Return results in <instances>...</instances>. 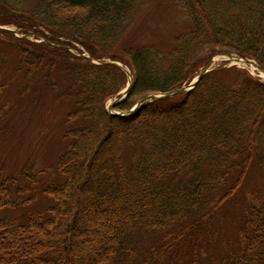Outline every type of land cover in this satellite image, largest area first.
<instances>
[{"label": "trees", "instance_id": "obj_1", "mask_svg": "<svg viewBox=\"0 0 264 264\" xmlns=\"http://www.w3.org/2000/svg\"><path fill=\"white\" fill-rule=\"evenodd\" d=\"M136 1L0 0V24L47 39L0 28L6 34H0V67L10 40L27 42L35 51L30 57L28 47L17 45L14 65L28 64L22 90L38 97L48 88L55 99H71L63 121L77 120L65 128L70 142L55 157L63 178L42 187L51 197L44 212L0 215V264H165L157 259L182 241L200 249L185 264H264L258 196L219 254H207V240L195 239L249 166L264 173V81L244 67L216 65L188 89L114 115L104 102L123 87L124 72L68 50L76 42L93 57L128 67L127 92L112 104L126 110L145 93L186 84L204 63L198 53L206 46L250 57L264 69V0H174L190 26L168 46L117 47ZM227 71L231 76H222ZM11 186L25 190L13 175L0 177V208L18 204ZM153 233L142 251L140 236Z\"/></svg>", "mask_w": 264, "mask_h": 264}, {"label": "rangeland", "instance_id": "obj_2", "mask_svg": "<svg viewBox=\"0 0 264 264\" xmlns=\"http://www.w3.org/2000/svg\"><path fill=\"white\" fill-rule=\"evenodd\" d=\"M189 26L188 18L174 0H137L128 18L126 29L116 44L117 47L142 44L166 47L173 34L184 31ZM0 28L9 30L13 36H25L36 42L41 39L35 33L23 29L22 26L17 27L11 23L0 24ZM43 31L47 32L45 29ZM0 34L4 37L6 35L2 32ZM42 41L47 40L43 38ZM19 44L28 47L29 56H32L35 51L32 46L18 38H13L10 40V46L2 49L4 60L0 67V105L6 103L3 113H0V177L13 175L16 185L25 189L17 193L15 186H11L10 198H16L18 204L0 208V215L6 214L12 217H20L29 212H44L45 206L51 202V197L42 191V187L46 183L58 182L63 178L56 168L55 157L70 142L69 136L64 133L65 128L77 122L75 119L68 122L63 121L65 111L72 107L71 99H55L48 88L38 97L28 90H22L25 78L21 76L28 64L23 65L20 70L14 69L18 58L16 46ZM68 47L71 52L83 56V46L79 45L82 47V52L75 50L78 46L74 48L68 45ZM224 51L227 50L218 46L202 48L198 55L204 57V63L199 69L209 56L214 54L216 59L211 66L235 64L246 68L251 74L257 75L264 81V75H261L249 63L231 62L225 54L217 53ZM56 73L54 69L55 79H60L61 73ZM223 75L230 77L231 73L227 71L222 73ZM191 79L182 85H188ZM59 83L61 89L65 83L62 80ZM112 98H108L107 101ZM31 173L34 176L30 178ZM254 196H258V199L264 203V173L252 164L248 167L245 178L230 197L231 200L225 201L213 213L208 227L201 229L200 236H195L197 241L203 238L207 240L206 246H203L207 254H219L227 243L229 245L233 243L237 227L243 222L249 201ZM156 235L157 233L140 236L142 251L146 250L151 237ZM168 247H166V252L162 253L163 257L157 259L165 264H173L177 261L185 264L188 257L200 251L195 241L191 243L182 241L179 246L175 245L170 249ZM152 253L154 257L158 256L156 247Z\"/></svg>", "mask_w": 264, "mask_h": 264}, {"label": "water", "instance_id": "obj_3", "mask_svg": "<svg viewBox=\"0 0 264 264\" xmlns=\"http://www.w3.org/2000/svg\"><path fill=\"white\" fill-rule=\"evenodd\" d=\"M217 53L225 54L226 57L228 58V60H230V61H237V60H240L242 58L243 61L253 63L255 65V67L259 71H262L264 73V69H262L261 66L259 64H257L251 58L241 57L239 55H234L233 53H231L229 51L217 52ZM85 56H86V58H88L89 60H91L93 62H98V63H111V64H114V65H117L118 67H120L123 70V72L125 73V75L127 77L126 83H125L124 87L120 90V93L116 97H114L113 99L107 101L106 104H105V108H106L107 112L110 113V114H114V115H125V114H128L132 109L136 108L139 105V103L141 101H143V100H151V99H155V98H158V97L168 96V95H171L172 93L179 92V91H182L184 89H187L188 87L193 86L195 84V82L201 77V75L205 71H207L208 69H210L212 67L211 64L216 59V57H215L214 54L211 55V56H209V58L206 60L205 64L199 69V71L191 79V81L188 83V85H180L178 87H174V88H171V89H168V90H165V91H161V92H150V93H146V94L140 96L136 100V102L134 103V105L132 107H130L129 109H127V110H111V105L114 102L120 100L122 98V96L126 93V91L128 89V86H129V84L131 82V79H132L131 78V73L118 60L109 59V58H107V59L95 58V57H92L90 54H87Z\"/></svg>", "mask_w": 264, "mask_h": 264}, {"label": "bare ground", "instance_id": "obj_4", "mask_svg": "<svg viewBox=\"0 0 264 264\" xmlns=\"http://www.w3.org/2000/svg\"><path fill=\"white\" fill-rule=\"evenodd\" d=\"M239 61L243 62V59H240ZM260 73H261V75H264V73H263V72H261V71H260Z\"/></svg>", "mask_w": 264, "mask_h": 264}]
</instances>
